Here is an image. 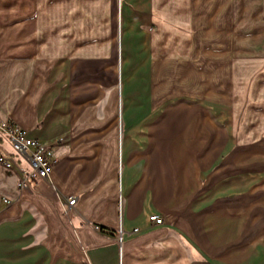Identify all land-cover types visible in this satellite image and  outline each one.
Listing matches in <instances>:
<instances>
[{
    "label": "crops",
    "instance_id": "0c3cea01",
    "mask_svg": "<svg viewBox=\"0 0 264 264\" xmlns=\"http://www.w3.org/2000/svg\"><path fill=\"white\" fill-rule=\"evenodd\" d=\"M0 120V264H264V0H0Z\"/></svg>",
    "mask_w": 264,
    "mask_h": 264
},
{
    "label": "built area",
    "instance_id": "2783aa9c",
    "mask_svg": "<svg viewBox=\"0 0 264 264\" xmlns=\"http://www.w3.org/2000/svg\"><path fill=\"white\" fill-rule=\"evenodd\" d=\"M0 137L3 138L11 147L14 154L23 159L29 166V171L23 173L19 188L21 191L30 188L32 182L46 180L53 172V168L57 163L54 153L44 143L31 139L26 132L21 130L11 121L0 120ZM0 167L5 171H11L14 163L11 158L0 150ZM6 205L11 202L4 199ZM75 199L67 201V206H73ZM119 207L121 208V200L119 198ZM149 221L155 226H162L164 221L161 217L153 215L149 217Z\"/></svg>",
    "mask_w": 264,
    "mask_h": 264
},
{
    "label": "trees",
    "instance_id": "16d2710c",
    "mask_svg": "<svg viewBox=\"0 0 264 264\" xmlns=\"http://www.w3.org/2000/svg\"><path fill=\"white\" fill-rule=\"evenodd\" d=\"M100 231L104 234L113 235V232L105 228L99 227Z\"/></svg>",
    "mask_w": 264,
    "mask_h": 264
},
{
    "label": "rangeland",
    "instance_id": "374dc122",
    "mask_svg": "<svg viewBox=\"0 0 264 264\" xmlns=\"http://www.w3.org/2000/svg\"><path fill=\"white\" fill-rule=\"evenodd\" d=\"M25 162V161H24ZM26 163V162H25ZM27 164V163H26ZM24 166H25V168L27 169V170H29L30 168H29V166L27 167V165H25V164H23Z\"/></svg>",
    "mask_w": 264,
    "mask_h": 264
}]
</instances>
